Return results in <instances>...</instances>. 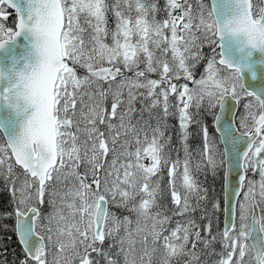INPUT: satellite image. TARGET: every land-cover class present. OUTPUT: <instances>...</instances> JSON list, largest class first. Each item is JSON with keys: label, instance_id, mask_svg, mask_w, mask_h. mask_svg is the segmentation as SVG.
<instances>
[{"label": "snow or ice", "instance_id": "6c2138e0", "mask_svg": "<svg viewBox=\"0 0 264 264\" xmlns=\"http://www.w3.org/2000/svg\"><path fill=\"white\" fill-rule=\"evenodd\" d=\"M245 74L264 82V0H0L14 264H264V86Z\"/></svg>", "mask_w": 264, "mask_h": 264}, {"label": "trees", "instance_id": "16d2710c", "mask_svg": "<svg viewBox=\"0 0 264 264\" xmlns=\"http://www.w3.org/2000/svg\"><path fill=\"white\" fill-rule=\"evenodd\" d=\"M111 2V0H109ZM159 5L161 9H163V2L162 0H159ZM163 11H160L157 13V17H161L163 15ZM15 15L10 12V25L13 26ZM163 19V17L161 18ZM109 24L110 26L114 27V21L111 18V15H109ZM176 119L173 117H169L167 120V125H168V131L167 135H172L173 136V148L174 143H177V148H179V143L177 139V131L178 128L176 127ZM193 133H195L196 129L193 127L191 129ZM190 143L193 147L196 146V144L199 143V140L197 137L193 136L190 140ZM176 152L173 151L172 155L175 154ZM202 181L205 182V186L209 187L211 190H215L217 195L218 200L221 198L220 197V190H221V184H220V179L218 181H213V179L207 175L202 178ZM214 184V186H213ZM163 185V183H162ZM0 206L6 207L9 202V191L3 187V182L0 181ZM163 203V202H162ZM169 214V213H168ZM222 212L217 213L218 220L216 222V227L222 229ZM12 221L11 220H0V259H6L8 264H14V262L17 260L18 257L21 256V247L16 239V236L12 233L11 231V226H12ZM7 226V227H4Z\"/></svg>", "mask_w": 264, "mask_h": 264}, {"label": "rangeland", "instance_id": "374dc122", "mask_svg": "<svg viewBox=\"0 0 264 264\" xmlns=\"http://www.w3.org/2000/svg\"><path fill=\"white\" fill-rule=\"evenodd\" d=\"M162 2H163V4L165 3V0H162ZM192 2H193V5H194V7L196 6V0H192ZM205 3H208L209 4V1L208 0H205ZM7 12H8V10H7ZM163 17V19L165 18V16H164V13H163V15H161V17H157V19L158 20H162L161 18ZM6 25L7 26H10V16L8 17V19H7V21H6ZM202 51H203V53L205 54V56L207 57V56H210L211 54H212V48L210 47V46H208L207 44H204V46H203V49H202ZM216 52H217V54H218V48L216 47ZM219 57H218V55H217V59H218ZM205 65H206V60H202V61H200V63L199 64H197L196 65V68H195V75H196V78H199V76H200V74L204 71V67H205ZM79 71V74L80 75H83L84 74V71L82 70V69H80V70H78ZM127 75H131V73H127ZM151 78H156V76H155V74H152L151 75ZM185 81L184 80H181L180 81V83H184ZM189 85H190V87H191V83L189 82ZM142 91V90H141ZM243 102H246V100L245 101H243ZM243 102L240 104V107H239V112H238V114L239 113H241L242 111H243ZM136 107L137 108H140V103H139V101H137V103H136ZM159 109H157V110H155L154 112H153V114H152V117L153 118H149V114L147 113V112H145V114H144V119L145 120H149V122H150V124L151 125H153V126H155V124H156V120H155V116L157 115V113H159ZM176 127L178 128V126H177V122H176ZM150 134V133H149ZM4 142V140H3V138H2V135L0 134V143H3ZM179 143V142H178ZM174 147L175 148H177V143H174ZM179 147H180V145H179ZM181 155H182V152L180 153ZM175 155H176V153L175 154H173V157H175ZM209 176L212 178V176L209 174ZM202 178H203V175H201L200 176V179L202 180ZM254 178H258V177H254ZM213 179V178H212ZM219 180V177H217L216 178V181H218ZM2 182V181H1ZM213 186H214V184H213ZM1 187V186H0ZM4 187V186H3ZM162 187H163V185H162ZM5 188V187H4ZM221 191V190H220ZM214 193H216V191L214 190L213 191ZM220 195V194H219ZM221 197V196H220ZM216 198H217V195H216ZM218 199V198H217ZM163 202V203H162ZM160 203L162 204V205H165V206H168V207H170V204H169V200L165 197V198H163V199H161V201H160ZM115 210V209H114ZM123 215H128V213L127 212H123L122 213ZM171 213H169V215H170ZM177 219H180V217H174L173 218V221H172V224L170 225V227H172V226H174L175 225V222H176V220ZM214 227H216V225L214 226ZM111 243V241L110 240H108V241H106L105 242V244H104V247L105 248H107L108 247V244H110ZM216 250L217 251H219V245H216ZM211 259H215V257H212V258H210L209 259V262H208V264H211Z\"/></svg>", "mask_w": 264, "mask_h": 264}, {"label": "water", "instance_id": "95a60500", "mask_svg": "<svg viewBox=\"0 0 264 264\" xmlns=\"http://www.w3.org/2000/svg\"><path fill=\"white\" fill-rule=\"evenodd\" d=\"M208 1H209V4H210L211 3V0H208ZM8 9L11 10L15 14V12H14L13 9H11L10 7ZM15 21H16V14H15ZM21 42H22V40H21ZM216 47L220 51L218 38H217V45H216ZM219 51H218V53H219ZM225 51L227 52L228 49L226 48ZM257 56H258V54H257ZM245 79H246V83H250L253 88L259 89L260 87L264 86V82H262L260 80H257V81H254V82L251 81L248 78L247 74H245ZM238 111H239V106L237 107V113H238ZM0 117H5L6 120H8V126L5 129V132L8 135H13L14 133H16L18 131V129L16 127V124H15L14 117H10L9 116V112H8L7 106L6 105H3L2 102H0ZM0 132H1L2 136H3V139L5 140L6 139L5 133L2 132V131H0ZM222 228H223V216H222ZM255 236H256V233H253V237L249 240V243H254L255 242Z\"/></svg>", "mask_w": 264, "mask_h": 264}]
</instances>
